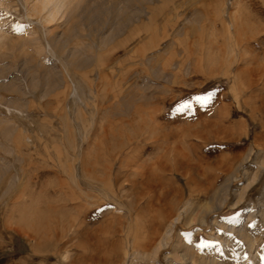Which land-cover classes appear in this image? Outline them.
<instances>
[{
  "label": "rangeland",
  "instance_id": "obj_1",
  "mask_svg": "<svg viewBox=\"0 0 264 264\" xmlns=\"http://www.w3.org/2000/svg\"><path fill=\"white\" fill-rule=\"evenodd\" d=\"M44 1L0 0V212L43 245L0 263L264 264V0Z\"/></svg>",
  "mask_w": 264,
  "mask_h": 264
},
{
  "label": "bare ground",
  "instance_id": "obj_2",
  "mask_svg": "<svg viewBox=\"0 0 264 264\" xmlns=\"http://www.w3.org/2000/svg\"><path fill=\"white\" fill-rule=\"evenodd\" d=\"M52 0H46L44 1L45 4L47 2H50ZM129 1V0H128ZM158 1V0H157ZM61 2V0H53V6H52V11L55 12L56 8L58 7V4ZM127 2V1H126ZM146 2V0H145ZM149 2H153V0H149ZM159 2V1H158ZM130 3V2H129ZM127 4V3H126ZM154 4V3H153ZM155 5V4H154ZM159 7V6H158ZM116 9V8H115ZM88 10V9H87ZM156 11V10H155ZM163 11V10H162ZM119 13V12H118ZM160 14V13H159ZM154 17V16H153ZM142 22V21H141ZM145 23V22H144ZM143 23V24H144ZM165 23V22H164ZM142 25V24H141ZM145 25V24H144ZM128 39V38H127ZM125 41V40H124ZM128 41V40H127ZM182 66V64L180 65V67ZM237 70V69H236ZM188 84V83H187ZM8 111V109H7ZM14 131V130H13ZM6 133V132H5ZM14 133V132H13ZM197 133V132H196ZM187 135H185L184 137H189L191 136V133H186ZM3 154V153H2ZM5 156V153H4ZM0 161H3V156H0ZM8 172V166H3L0 164V200L3 199L6 196L9 195L10 193V188L12 186V181L14 179V177H7L10 178V182L7 181V178L5 176V174ZM9 173V172H8ZM9 180V179H8ZM9 184V185H6ZM229 183H227L225 185V187L228 185ZM223 188V187H221ZM19 194V193H18ZM15 195V194H14ZM18 197L20 198V195H15L12 200L10 199V201H8L6 207H5V211L3 212V210L0 212V237L1 234L4 231H8L10 233H12L15 237H18L22 240H24L26 243H30L33 242V246H31V251L33 252L36 248H41V239H37L35 236L34 232H31L30 230L26 229V225H22L21 220L25 218L28 220V209L23 205L20 204V202H18ZM9 200V198L7 199ZM6 201V200H5ZM1 204V203H0ZM27 213V214H25ZM52 219V218H51ZM25 220V219H24ZM47 220V219H46ZM52 222V221H51ZM55 222V221H54ZM24 223V222H23ZM74 225V224H73ZM75 228V227H74ZM47 231V230H46ZM69 231V230H68ZM43 233V232H42ZM53 233V234H52ZM52 233H51V244H54L55 247L64 245V241L62 240V237L64 236L63 232H60V234H58L56 232V227H52ZM69 237V236H68ZM47 240V239H45ZM49 243V242H48ZM50 244V243H49ZM52 246V245H51ZM255 254V253H254ZM10 262H2L0 264H8ZM13 263V262H12Z\"/></svg>",
  "mask_w": 264,
  "mask_h": 264
},
{
  "label": "snow or ice",
  "instance_id": "obj_3",
  "mask_svg": "<svg viewBox=\"0 0 264 264\" xmlns=\"http://www.w3.org/2000/svg\"><path fill=\"white\" fill-rule=\"evenodd\" d=\"M18 30V29H17ZM208 98H204V100L206 101ZM185 107H187V105H185Z\"/></svg>",
  "mask_w": 264,
  "mask_h": 264
}]
</instances>
